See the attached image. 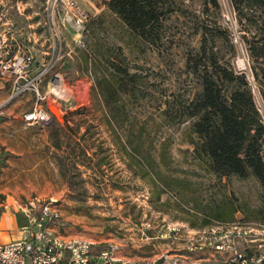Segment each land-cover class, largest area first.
Returning <instances> with one entry per match:
<instances>
[{"label":"rangeland","instance_id":"rangeland-1","mask_svg":"<svg viewBox=\"0 0 264 264\" xmlns=\"http://www.w3.org/2000/svg\"><path fill=\"white\" fill-rule=\"evenodd\" d=\"M105 1L0 0L2 58L31 56L25 79L0 75L6 81L0 111L39 104L50 116L25 124L21 112L17 118L0 112V203L19 212L18 204L53 199L68 239L115 244L128 264H223L199 247L201 231L220 220L211 211L264 222V195L253 175L207 171L192 152L195 118L178 122V111L200 90L188 61L205 35L207 49L247 75L264 119L248 50L252 35L264 36V7L166 0L160 40L150 44ZM103 78L114 82L115 105H105L97 88ZM56 84L64 92L53 90ZM54 127L62 129L60 148L52 145ZM131 151L152 176H141ZM167 225L177 230L169 233Z\"/></svg>","mask_w":264,"mask_h":264},{"label":"trees","instance_id":"trees-1","mask_svg":"<svg viewBox=\"0 0 264 264\" xmlns=\"http://www.w3.org/2000/svg\"><path fill=\"white\" fill-rule=\"evenodd\" d=\"M212 2L218 4L217 0ZM230 3L233 7L238 3L264 7V0H230ZM105 5L143 41L156 44L160 40L159 27L165 11L170 10L165 7L166 0H107ZM252 36L248 43L250 55L256 62L252 65V76L264 102V36ZM206 44L207 38L203 35L199 50L191 62L188 61L190 71L199 78L200 90L181 106L177 121L195 118L191 129L198 140L192 141V152L207 171L217 177L253 175L264 195V119L256 106L250 81L244 72L220 61ZM115 83L122 86L125 81L120 79ZM96 85L105 105L117 104L114 82L103 78L97 79ZM61 131L60 127L49 129L52 145L56 148L61 147ZM129 156L140 167L142 177L151 175L147 165L136 159L134 151ZM217 210L214 208L210 215L226 221L227 212ZM228 213L231 218L232 211ZM260 217L264 220V216ZM153 264H159V261Z\"/></svg>","mask_w":264,"mask_h":264},{"label":"built area","instance_id":"built-area-1","mask_svg":"<svg viewBox=\"0 0 264 264\" xmlns=\"http://www.w3.org/2000/svg\"><path fill=\"white\" fill-rule=\"evenodd\" d=\"M30 60L31 56L26 54L4 59L0 53V75L13 74L14 82L25 79ZM39 77L40 73L34 79ZM23 88L14 86L12 95ZM54 89L64 92L59 84ZM41 98L38 94L37 100ZM49 119L48 112L39 104L22 114L25 124L47 123ZM18 208L25 222L19 227L17 238L0 242V264H128L117 256L115 244L98 248L89 239H68L67 224L53 199L41 204H18ZM166 228L169 233L177 230L174 225ZM199 247L209 248L223 264H264V222L218 220L201 231Z\"/></svg>","mask_w":264,"mask_h":264},{"label":"crops","instance_id":"crops-1","mask_svg":"<svg viewBox=\"0 0 264 264\" xmlns=\"http://www.w3.org/2000/svg\"><path fill=\"white\" fill-rule=\"evenodd\" d=\"M5 83H6L5 79L0 78V93L5 91L6 89ZM3 101L4 100H0V104ZM3 111L6 112L5 114H7V116L11 115L13 118H17L18 114H20L21 112V116H20L21 120H22V114L24 113L21 110H15L10 108L3 109L0 112ZM5 124L11 126V120H8ZM1 126H5V125L1 124ZM5 130L10 132L13 131L11 127H5ZM0 206H3V208L0 207V242H6L11 239L17 238L19 234L18 233L19 227L25 222V218L21 211L19 212L13 211L10 208H8L6 205H3L1 203ZM19 214L22 216L23 221L19 219L18 217ZM119 258L122 259L120 256Z\"/></svg>","mask_w":264,"mask_h":264}]
</instances>
